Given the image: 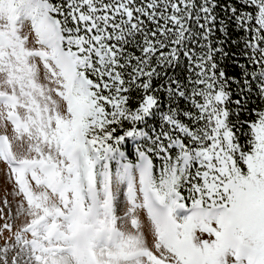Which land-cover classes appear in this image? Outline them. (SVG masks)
Returning <instances> with one entry per match:
<instances>
[{
    "label": "snow or ice",
    "instance_id": "6c2138e0",
    "mask_svg": "<svg viewBox=\"0 0 264 264\" xmlns=\"http://www.w3.org/2000/svg\"><path fill=\"white\" fill-rule=\"evenodd\" d=\"M0 264H264V0H0Z\"/></svg>",
    "mask_w": 264,
    "mask_h": 264
}]
</instances>
